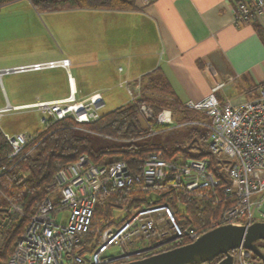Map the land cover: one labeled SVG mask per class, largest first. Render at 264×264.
I'll use <instances>...</instances> for the list:
<instances>
[{"label": "built area", "instance_id": "built-area-1", "mask_svg": "<svg viewBox=\"0 0 264 264\" xmlns=\"http://www.w3.org/2000/svg\"><path fill=\"white\" fill-rule=\"evenodd\" d=\"M234 14L236 20L260 16L264 14V0L241 3L234 9ZM58 66L67 70L68 60L14 66L0 70V75ZM67 76L68 96L21 105L7 103L0 107V119L10 110L34 108L46 115L42 118L43 126L49 120L65 117L78 124L97 120L103 106L101 95L77 98L71 76L69 73ZM223 83L214 85L203 99L189 100L184 106L208 116L205 124L209 129L207 148L212 155L228 161L217 170L218 174L226 172L228 184L221 183L220 177L209 168L207 158L166 160L161 150H151L143 160L141 171L136 174L124 160L94 164L82 154L75 161L59 167L52 185L46 188V195L28 217L6 264L125 263L192 242L203 232L224 224L248 226L254 221H264V86L255 97L219 101L214 92ZM119 86L126 91L130 102L140 96L139 79L122 80ZM139 112L144 121L154 118L149 126L151 133L157 132L155 125L163 129L172 123L169 109L164 108L155 115L148 104L141 103ZM1 132L11 147V156L21 152L35 136L29 131ZM135 183L141 190L162 187L182 190L213 207L222 201L223 207L199 228L180 226L168 202L132 209L117 224L96 225L94 214L99 196L112 192L124 195ZM63 211L67 212L65 222L60 221ZM22 216V204L10 202L3 210L1 222L10 223ZM89 238L91 241L86 243ZM230 254L231 264H264L242 245L232 249ZM222 258L220 255L200 264H217Z\"/></svg>", "mask_w": 264, "mask_h": 264}, {"label": "crops", "instance_id": "crops-1", "mask_svg": "<svg viewBox=\"0 0 264 264\" xmlns=\"http://www.w3.org/2000/svg\"><path fill=\"white\" fill-rule=\"evenodd\" d=\"M248 1L134 0V7L127 10L39 11L59 13L62 21L75 17L86 21L81 26H54L56 56L49 60L67 59L68 68L43 69L57 72L45 86L50 92L43 100L68 96V73L75 96L81 99L94 94L103 98V92L122 90V80L139 79L141 90V85L156 79L184 105L203 99L228 76L233 81L214 92L219 101L255 97L264 86V14L236 20L234 9ZM85 40L88 47L72 45ZM81 68L87 69L86 83ZM128 101L125 96L122 104ZM5 207L0 205V245L5 238L1 227Z\"/></svg>", "mask_w": 264, "mask_h": 264}, {"label": "trees", "instance_id": "trees-1", "mask_svg": "<svg viewBox=\"0 0 264 264\" xmlns=\"http://www.w3.org/2000/svg\"><path fill=\"white\" fill-rule=\"evenodd\" d=\"M13 1L16 0H0V6ZM28 1L38 11L70 8L127 10L134 7V0ZM141 103L148 104L155 115L165 108L171 111L177 123L191 122L184 140L178 139L174 143L144 140L151 134L149 126L154 118L148 122L141 118ZM206 118V114L180 103L166 85L151 79L146 86L141 85L140 96L135 101L102 112L93 122L78 124L70 117L49 120L48 124L33 132L35 136L14 156H11V147L0 130V205L7 206L14 202L22 204L23 209L22 217L1 225L5 238L0 245V264H6L28 217L46 195V188L52 185L59 167L75 161L82 154L87 155L94 164L124 160L136 174L141 171L143 160L151 150H161L166 160L207 158L209 168L220 177L221 183L228 184L226 172L217 173L218 167L226 166L228 161L208 151L209 129L205 125L208 122ZM161 128L154 126L157 131ZM163 202L173 207L175 218L182 227H202L209 218L216 215L218 208L223 207L222 201L213 207L207 201L182 190L168 187L141 190L140 185L135 183L124 195L118 192L101 194L95 209L94 223L100 226L117 224L132 209ZM116 207L126 208L123 217L117 221L113 219ZM91 239H87L86 243Z\"/></svg>", "mask_w": 264, "mask_h": 264}, {"label": "rangeland", "instance_id": "rangeland-1", "mask_svg": "<svg viewBox=\"0 0 264 264\" xmlns=\"http://www.w3.org/2000/svg\"><path fill=\"white\" fill-rule=\"evenodd\" d=\"M60 24L81 26L86 24V21L80 17L62 21L61 14L39 12L24 0L0 6V70L55 58L54 26ZM72 45L81 48L88 47V41H74ZM71 70L75 74L74 70ZM86 71V68H81L85 83L88 77ZM56 73V70H40L0 75V107L7 103L14 105L36 99H47L48 96L44 94L50 92V87L45 86L55 79ZM231 81H233L232 78L223 80V82ZM103 93V106L99 110L100 113L118 107L124 103L125 96L128 98L123 89H113ZM43 117L46 115L34 108L10 110L2 115L0 129L8 134L24 131L35 132L43 127ZM205 121H208V118ZM190 124L191 122L177 123L172 118L169 126L151 133L144 140L156 143H174L178 139L184 140ZM125 212V207L114 208L113 219L115 221L121 219ZM66 219L67 212L63 211L60 221L65 222Z\"/></svg>", "mask_w": 264, "mask_h": 264}, {"label": "water", "instance_id": "water-1", "mask_svg": "<svg viewBox=\"0 0 264 264\" xmlns=\"http://www.w3.org/2000/svg\"><path fill=\"white\" fill-rule=\"evenodd\" d=\"M264 221L250 225L224 224L203 232L192 242L118 264H200L220 255L217 264H231L230 251L240 245L264 262Z\"/></svg>", "mask_w": 264, "mask_h": 264}, {"label": "flooded vegetation", "instance_id": "flooded-vegetation-1", "mask_svg": "<svg viewBox=\"0 0 264 264\" xmlns=\"http://www.w3.org/2000/svg\"><path fill=\"white\" fill-rule=\"evenodd\" d=\"M264 251V248H261ZM161 251V250H160Z\"/></svg>", "mask_w": 264, "mask_h": 264}]
</instances>
